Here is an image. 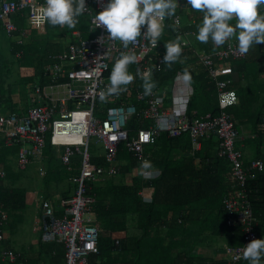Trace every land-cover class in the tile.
I'll use <instances>...</instances> for the list:
<instances>
[{"label":"built area","instance_id":"2783aa9c","mask_svg":"<svg viewBox=\"0 0 264 264\" xmlns=\"http://www.w3.org/2000/svg\"><path fill=\"white\" fill-rule=\"evenodd\" d=\"M44 2L0 0L1 30L9 37L16 33L25 37L26 31L17 24L22 21L26 28L43 33L47 22L41 23L37 17L39 6ZM106 3L107 0H85L86 9L77 17L75 26L85 21L95 33L82 37L75 30L72 32L76 37L74 41L61 52L48 56L42 69L46 83L31 84L34 104L23 114L0 113L1 138L6 145H18V170L24 171L32 160H40L48 144L58 152L57 160L68 171L72 170L71 158L74 155L80 157L77 175L68 179L75 187L72 196L59 199L56 204L52 199L41 197L42 242L61 245L64 264H89L90 256L99 254L97 243L102 232L91 209L95 198L87 194L89 184L118 174L120 150H125L134 160L133 174L140 175L143 180L155 178L159 172L148 167L150 155L147 148L162 134L172 138L188 134L189 157L200 151L203 140L212 139L216 142V156L231 165L226 176L229 190L222 203L229 215L227 225L241 226L243 242L235 247L225 246L220 251L222 259L219 260L224 264H237L243 258L244 245L258 238L257 217L249 199L247 181L264 172V159L244 164L243 153L236 147L240 127L228 111L238 104L233 81L228 77L233 71L231 62L242 60L246 53L238 50L234 37L222 45H215L210 39L208 51L193 48L196 60L185 69L192 71L197 66L204 69L207 79L215 87L219 110L216 115H198L195 111L188 112L194 89L190 80L183 78L182 70L176 72L169 85L162 84L148 94L139 88L144 71L149 68L166 71L164 53L159 50V45L153 47L141 35L123 49L137 55V62L131 63L135 67L134 79L122 86L118 94L106 95L110 105L99 106L102 101L99 93L106 91L109 85V67L122 50L119 40L111 41L107 37L105 26H96L94 15ZM167 23L175 34L180 35L182 47L193 46L196 33L182 31L177 14L165 17L164 28ZM140 27L141 32L146 30V25ZM16 45L24 44L17 40ZM20 54L21 51L15 56L18 58ZM99 112H104V116H99ZM132 122L136 125L134 128ZM257 128L264 130V116ZM90 139L102 147L101 154L89 152ZM92 157L103 158V165L93 164ZM4 179L5 171L1 168L0 184ZM140 194L144 202H151L153 189H145ZM7 218V212L0 205V262L25 264L20 254L6 245L4 226ZM114 242L119 244V239L115 238Z\"/></svg>","mask_w":264,"mask_h":264},{"label":"trees","instance_id":"16d2710c","mask_svg":"<svg viewBox=\"0 0 264 264\" xmlns=\"http://www.w3.org/2000/svg\"><path fill=\"white\" fill-rule=\"evenodd\" d=\"M196 12L198 10H195ZM197 16L199 23L201 13ZM198 23L183 26L182 31L190 30L196 33ZM49 25L51 24L47 23L45 27ZM0 31H2L1 28ZM94 33L95 31H91L87 37ZM177 36L180 37L172 31L170 23H167L157 42L159 50L165 53L164 42L175 39ZM192 45L191 48L181 46L182 51L178 59L170 65L165 62L166 71L152 70L151 80L154 81L152 89L162 84L169 85L177 71H185L186 66L194 63L196 60L194 49L208 51L211 42L200 43L194 40ZM45 49H47L46 46L38 45V43L16 45L13 54L19 51L22 54L14 61L5 60L6 58L0 53V108L3 106L10 113L18 112L17 106L15 111L9 96L12 84L25 86L35 82L41 85L46 83L42 70ZM244 65V60L233 63L236 68ZM20 67H33L36 74L31 77L20 76L18 73ZM111 67L112 64L108 73ZM134 68L133 64L128 65V70L132 73ZM187 72L191 76L190 82L194 89L188 104V112L195 111L198 115L207 112L216 115L219 110L215 89L207 80L204 69L197 66ZM139 88L145 91L143 80L139 83ZM237 94L239 96L240 92ZM101 104L104 107L111 103L104 99ZM249 107L248 100H245L243 96L240 97L238 105L229 110V113L233 116L237 127L248 124L256 132L258 123L264 116V100L254 111H251ZM103 113L99 112L98 115L104 116ZM135 126L132 122L131 127ZM189 148L188 134L173 138L162 134L156 138L152 146L147 148L150 155L148 167L159 172L155 178L143 180L140 175L133 174L134 160L125 150H120L117 160L122 169H119L118 174L107 177L104 181L89 184L90 189L87 194L95 198L91 209L97 222L99 220L98 224L102 230L97 243L99 254L90 256L89 264H206L208 260H204L202 256L192 255L197 248L210 246L205 245L203 240L209 238L212 241L214 237H222L228 247L242 244L241 226L227 225L229 215L222 203L229 190L226 176L231 171L230 163L216 156V142L212 139L203 140L200 151L196 152L194 157L187 155ZM17 149L18 145H6L0 136V169L5 171V179L0 184V205L7 212L8 218L21 207L25 196L24 189L16 187V180L19 177L17 173L21 174L20 172L24 171L17 168L16 172L12 168L17 161ZM46 159L45 181H57V183L67 181L65 190L67 196L62 194L61 198L63 200L70 198L75 187L68 179L77 175L80 157L77 156L76 162L71 160L72 170L68 171L57 160L55 151L48 144L38 162ZM36 161L32 160L26 169H29ZM54 162H57L58 166H54ZM91 162L103 165V158L92 157ZM75 163L77 166L74 165ZM121 174L125 179L130 176V182L114 183ZM4 181L8 182V185H5ZM149 188L153 189L152 200L144 202L140 192ZM247 190L256 217L264 220V172L256 174L253 180L247 181ZM119 216L123 218L119 219ZM125 216H135V222L131 221L129 224ZM130 227L134 229V232L136 229L137 233L126 234L123 238L117 237L120 232L128 233ZM256 232L258 238H261V232L257 226ZM115 238L119 239L117 245L114 242ZM220 251V249L216 250V252ZM60 256L63 258L62 251ZM210 264L218 263L210 262ZM219 264L224 262L221 261ZM237 264H249V261L242 258Z\"/></svg>","mask_w":264,"mask_h":264},{"label":"clouds","instance_id":"9594fccd","mask_svg":"<svg viewBox=\"0 0 264 264\" xmlns=\"http://www.w3.org/2000/svg\"><path fill=\"white\" fill-rule=\"evenodd\" d=\"M185 4L201 13V20L196 25L195 34L198 41L207 42L211 39L215 45H222L226 40L235 37L236 46L241 53H246L252 45L264 42V11H260V6H264V0H186ZM178 7H180L179 0H107L106 5L95 13L96 26L101 24L105 26L107 37L111 41L119 40L122 45V50L114 58L109 73V85L106 91L102 90L99 93L101 100L105 99L108 94H118L122 86L134 79L133 73L128 70V65L137 62V55L131 50L123 49H127L129 42L135 41L141 35L155 47L164 30L165 17L174 16ZM85 9V0H45L39 6L37 19L41 23L74 27L77 17ZM141 25H146V30L143 32H141ZM181 25L190 26L182 21ZM180 41L181 38L177 36L175 39L164 42L166 51L163 61L168 62L169 65L178 59L182 51ZM245 58L246 56L242 60ZM234 62L239 61L231 62L233 70ZM137 71L140 70L137 69ZM151 71L149 68L142 73L145 94L150 93L154 87ZM232 74L233 71L228 76L231 79ZM183 78L186 81L191 79L187 70L184 71ZM209 82L213 85L211 81ZM215 94L217 104L216 90ZM243 159L244 164L249 162L245 161L244 154ZM242 256L249 261V264H264V259H262L264 257V236L253 238L244 245Z\"/></svg>","mask_w":264,"mask_h":264},{"label":"crops","instance_id":"0c3cea01","mask_svg":"<svg viewBox=\"0 0 264 264\" xmlns=\"http://www.w3.org/2000/svg\"><path fill=\"white\" fill-rule=\"evenodd\" d=\"M185 2L186 0H179L180 7H178L176 14L180 16L182 23L185 25H193L198 23L197 14H200V12L198 11L195 13V10L191 9L190 6L186 4L184 5ZM260 11H264V6H260ZM65 26L66 25H64V28ZM55 27L53 25L47 26L48 34L51 36H56H54L52 39L50 38V40H47L50 45L47 44L46 47H50V49L49 52L44 55V59H47L46 57L50 56L51 54L61 52L66 48L69 42H72L76 39V37L72 35V32H75V30L69 33L64 31V33L62 32L61 28L56 29ZM74 27H76L77 32L81 33V36L82 33H86L83 36L87 37L88 34L91 33L89 26L85 21ZM199 42L204 43L201 41ZM46 50L47 49H45V52ZM46 61L47 60H45L44 63H46ZM244 61V66H239L238 68L234 67L232 74V79L234 81L233 87L237 92H240L239 99L240 97L245 96V100H248V105H250L249 109L254 111L258 108L259 104H261V101L264 100V42L250 46L249 50L246 52V58ZM18 72L19 75L23 77H31L36 74L35 68L33 67H20ZM13 85L14 84L10 86L9 90L10 99L14 104L15 111L17 106V113L23 114L30 106L34 104V98H29L28 100L25 99L26 97H24L22 94V86H16V84L14 86ZM7 112L8 110L3 106L0 108V113L5 114ZM237 147L243 152L245 161H251L256 158L264 159V130L257 128V131L254 132L251 126L248 124L240 126V139L237 143ZM55 153L58 154L56 151ZM12 168L17 172L16 163L12 165ZM20 173L21 174H19V172L17 173L19 177L16 180V187L24 189L25 196L21 207L16 209V212L9 216L7 224L5 225L4 233L7 238L6 245L13 249L16 253L20 254L22 260L27 264H64L62 256L57 254V251L59 252V250L63 251L64 253L63 247L55 243H52V245L51 243L42 242L40 225L41 197H45L50 200L52 199L56 204L59 199H62V195H52L46 190L42 192V190L37 189L38 187H36V184L33 183V180L36 176L34 172V166H31L29 169L24 170L23 173ZM257 212L260 214V211L257 210ZM257 227L261 232V237L264 236L263 219L257 218ZM117 237H119V235ZM221 238L222 237H216L215 240H221ZM212 243H214V239H212ZM225 246H227L225 245V241H222L219 247H217L216 244H213L209 247L205 246L207 248H197L192 255L196 257L202 256L204 260H208L206 264H210V262L219 264L221 261L218 260L222 259V252L217 254L215 250L220 249V247L223 250ZM48 248L51 249L52 258L55 259L59 257V259L57 258L55 261L47 259L46 255H48ZM173 253L175 254V252ZM0 263L7 264L4 261Z\"/></svg>","mask_w":264,"mask_h":264},{"label":"rangeland","instance_id":"374dc122","mask_svg":"<svg viewBox=\"0 0 264 264\" xmlns=\"http://www.w3.org/2000/svg\"><path fill=\"white\" fill-rule=\"evenodd\" d=\"M17 24H18L19 27H23L24 30L26 31L25 37H20L17 33L9 37V36L5 35L2 31H0V53L2 54V57L4 56V58H6L5 60L14 61L15 58H17L13 54V50H14V47L16 46V41L17 40H22L23 44H27V45H33V43H38V45L46 46L47 44L50 45V43H48L47 40H50V38L52 39L54 36H56L54 34H53L54 36L49 35L47 30H46L47 27H45V30H44L43 33H39L37 31L30 30V29L26 28L24 22H22V21H19ZM54 27L56 29L57 28H59V29L61 28L62 32L65 31L66 33H69V32H71L73 30H76V27H68L67 25L65 26V28H62L61 25H54ZM62 32H61V34H62ZM18 36H19V38H18ZM49 49H50V47L47 48L45 55L49 52ZM46 58H48V57H46ZM45 60H47V59H45ZM15 84L16 83H14V85ZM22 94H23L24 97H26L25 99H27V100L29 98L30 99L34 98L33 90H32V87L30 85H27L25 87L22 86ZM101 103H102V101L99 103V106L102 105ZM102 151H103V149H102V147L100 145L97 146L92 139L89 140V152L90 153H92V154H101ZM71 160L76 162L77 161V155H74L71 158ZM32 166H34V172L36 174L35 179L33 180V183L36 184V187H38L37 189L42 190V192H44L46 190L49 194H52V195H54V194H61V195L64 194V195L67 196V193L65 192L67 181L60 182V183L53 182V181H49V182L45 181L46 178H47V169H46V167H47V159L43 160V161H39V162L36 161V162L33 163ZM54 166H58V163L54 162ZM121 169H122V167L120 168V170ZM130 180H131L130 176H127V179H125L123 177V175L121 174L120 176H118L115 179L114 183H118V182L120 183V182H123V181L130 182ZM4 184L8 185V182L4 181ZM61 187H64V188H61ZM118 218L119 219L123 218V216H119ZM124 218L129 220V222H128L129 224H131V221L135 222V216H125ZM98 223H99V220H98ZM130 229H131V227L129 228L128 233H126V232H120L121 234L118 233L119 237L123 238V237H125L126 234L128 235V234L137 233L136 229H135V232L133 231L134 229H131V230ZM103 235H104V233H103ZM215 238L216 237L213 238L214 239V243H212V241L209 238L203 240V242H205V245H207V246L216 244L217 247H219L220 243L222 241H224V239L221 238V240H219L220 239L219 238V239L215 240ZM220 250H222L221 247H220ZM57 253L60 255L61 251L59 250V252H57ZM216 253L220 254V252H216ZM46 257H47V259L53 260V261H55L57 258L59 259V257H57L55 259L52 258L51 249L50 248H48V255H46Z\"/></svg>","mask_w":264,"mask_h":264},{"label":"bare ground","instance_id":"6f19581e","mask_svg":"<svg viewBox=\"0 0 264 264\" xmlns=\"http://www.w3.org/2000/svg\"><path fill=\"white\" fill-rule=\"evenodd\" d=\"M179 12V11H178ZM190 13V12H189ZM181 15V14H180ZM93 34V33H92ZM69 35V34H68ZM82 36H83V33H82ZM92 36V35H91ZM14 56H15V54H14ZM11 63V62H10ZM32 84V83H31ZM207 113V112H206ZM262 134V133H261ZM245 135V134H244ZM50 158V157H49ZM74 165H76L77 166V164H74ZM15 167V166H14ZM133 167V166H132ZM66 178V177H65ZM57 182V181H56ZM61 188H64V187H61ZM66 190V189H65ZM57 192V191H56ZM63 193V192H62ZM226 194V193H225ZM44 196H45V194H44ZM20 207V206H19ZM21 210V209H20ZM52 244V243H51ZM53 245V244H52ZM55 246V245H54ZM58 252V251H57ZM63 252V251H62ZM56 254V253H55ZM58 254V253H57Z\"/></svg>","mask_w":264,"mask_h":264}]
</instances>
